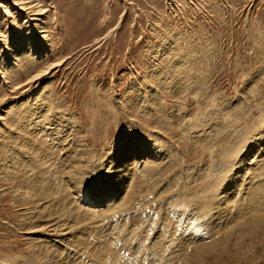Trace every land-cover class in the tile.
<instances>
[{
    "label": "rangeland",
    "instance_id": "obj_1",
    "mask_svg": "<svg viewBox=\"0 0 264 264\" xmlns=\"http://www.w3.org/2000/svg\"><path fill=\"white\" fill-rule=\"evenodd\" d=\"M18 2L23 1L0 0V145L8 139L20 143L14 136L21 126L13 121L32 108L47 110V117L58 109L72 116L71 132L94 145L103 172L114 156L112 145H157L165 152L163 173L152 178L138 169L143 177L135 191L126 192L125 211L141 212L144 226L138 228L143 230L129 234L134 213L125 215L130 218L116 241L151 242L165 222L177 228L184 243L176 264H186V259H192L189 264H264V169L254 170L264 161V0H35L38 10ZM13 51L19 54L17 62ZM179 60L197 75L195 91L177 94L160 84L166 75L168 81L179 78L170 66ZM177 107L182 113L178 122L171 116ZM208 121L212 136L195 138ZM4 150L0 156H6ZM241 161L248 168L243 179L262 177L260 201L247 204L250 185L242 184L247 191L233 198V206L245 197L243 211L234 208L236 214H222V222L213 217L208 230L199 224L191 230L190 201L215 213L220 193ZM1 174L0 264H14L34 253L42 233L25 226V206ZM96 179L106 182L100 175ZM178 213L185 221H174ZM115 216L114 221L119 219ZM32 261L42 264L35 256Z\"/></svg>",
    "mask_w": 264,
    "mask_h": 264
},
{
    "label": "bare ground",
    "instance_id": "obj_2",
    "mask_svg": "<svg viewBox=\"0 0 264 264\" xmlns=\"http://www.w3.org/2000/svg\"><path fill=\"white\" fill-rule=\"evenodd\" d=\"M22 1L23 2H18L19 4L22 3L20 4L22 7L30 5L29 8H31L32 10H38L36 5L34 4L35 0ZM32 4L34 7L32 6ZM11 55L14 59L13 62H17L18 60L16 59V57H18L17 55H19L18 52L15 53V51H13ZM13 62H11V64ZM184 65L186 64L181 60L176 62L171 61L170 66L173 67L174 72H176L175 74H177L178 72L179 78L168 81L169 79L168 77H166L167 75L164 76V79H161L162 82L160 83L161 85H164L163 88H170L171 91L177 94L183 93L184 91H187L189 93L191 92L190 90L195 91V85L198 82V79H196L197 75H192V72L190 74V71L187 67L186 69H184ZM170 66L167 65V67ZM3 72L4 71L0 69V73L2 74ZM192 79L194 80L192 81ZM41 108L43 109L44 107L41 106ZM50 108L52 107L50 106ZM32 109L33 112H29L30 114L27 113L28 110L25 112H20L19 115L17 114L20 119H18L17 117V119L13 121V123L19 122L17 125L20 124L21 126L19 132H17L14 136L17 140H19L20 143L16 141L15 143L11 144L9 142L11 140L8 139L3 140L4 142L1 143L2 145H0V148L2 149L0 151H3V149H5L4 153L6 152V156H3V154L2 156H0V171L3 174V177L1 178H4L6 182L11 184V188H14L13 190L16 193L18 201L21 205L25 206L24 211H26V220L23 218L25 226H27L28 229L39 228V230H35L34 232L40 231V233H42V235L40 236V238H42L41 242L39 245H35V251H33L34 253L27 255L28 257L25 256L23 260L16 259L14 264H34L32 261V257L34 256L36 259L39 258L42 264H176L178 262V257L179 259L183 257L182 254V257L180 256L179 252L183 250L182 246L184 243L182 241V237L180 238V235L176 232L177 228L173 227L174 230L172 231L173 228L171 227L172 224L170 222V224L165 222L162 223L163 225L161 224V229H158L160 230V236H156L157 239L153 238L151 239V242H147V240H145L146 238L144 237L142 242L145 240L147 243L151 244L150 246L144 244L146 243L145 241L143 245L139 242L134 244L136 239L133 242L128 240V238L116 241V239H120L117 238V236H119L117 235V231L119 232L120 229L125 227L123 225L125 224L124 221L130 218L129 216L125 215L134 213L132 219H130L132 220L130 222V228L132 227L134 230L130 228L127 229V232H129V234L134 232L136 228H141L142 226H144V214L142 215L143 217H140L139 214L141 212L138 214L133 211H129L128 213L127 211H125L126 209L128 210L126 203L127 201H129V198L127 197L128 194H126V192L131 191L132 193V191L135 189L134 186L138 182H140V178L143 177L137 175L138 169L144 170V175L150 174L152 178L155 174L163 173L162 165H164V163H162L163 160L161 159L165 158V152L161 151L162 148L160 150H156L157 145L155 146L153 144V147H147V145H141L136 141L127 142L125 143V145L114 144L110 149L111 152L114 153V156L109 161L110 166L108 167V169L103 172L100 171V164L96 163L97 159L95 158L96 151L94 149V145H92L93 147H91V144L89 143H87L86 145L84 139H79L77 134L71 132V130H74L75 127L72 121V116L70 117L69 115V117H67L65 114H62L64 112H58V109V111L56 110L57 113L54 112V114H51L52 116H48V118L46 116V109V113L45 111L43 112V110L39 111L40 108ZM52 110L53 109H51V111ZM236 112L237 111H235V114ZM181 115L182 113L179 112L178 107L173 111V114H171L176 122L179 121ZM30 116L32 117V119H30ZM211 122L212 121H208L204 124H201L203 125L202 128H200L201 130H199L198 132H196V130V133H194V137H201L202 135L205 136V134H208L210 136L207 129L211 126ZM21 130L25 133H29L32 138L30 136L24 138V133ZM78 142H81L80 144L83 145L78 144ZM262 142L263 143L261 145L264 144V141ZM130 143L135 144L136 147L130 146ZM37 144H44L45 148L41 149V147ZM84 147H86L85 151ZM209 152L211 153V151ZM54 156H56V158ZM208 159L209 158L207 157L206 160ZM259 164L260 165L254 167L256 173H262V170L264 169V161ZM157 166L162 167L160 169H156ZM232 167L234 168L235 166L232 165ZM247 169V167L243 166V161L239 162L237 168H235V171L233 172V175L230 176V181H228L229 185L227 184L226 188H223L224 190L222 191V193H220L221 191L219 190V193L222 194V196L220 195L221 198L219 197L221 199V202H218L217 205L215 204L217 206L216 209H218L216 212L214 210L215 213H212L211 209L209 210L210 206L204 210L203 207L205 206H203V204H196L194 201L195 199L193 198L191 193H184L185 195L192 197L193 199L190 202L194 203V205L192 204V207L190 209L191 217L187 219V221H189L188 225H190L189 227L191 228V230L194 231L195 228H197L196 225L198 224L200 226L206 225L205 228L206 230H208L209 223L211 222L213 217L217 219L216 216H218V220H220L224 218V216L222 215L224 213H227L229 215V213L234 212L235 215L237 210L243 211L245 206H247L245 205V202H242L246 200L244 199L245 197L243 199L241 198V202H239L238 205L236 204V206H233V198H235L238 194L243 197L242 191L247 189V184L250 185L247 192V194H249V196L247 195V204H256L258 202V198L260 196V185L258 184L260 183L262 177L257 178L256 176H252L250 177V180L248 179L249 181H247V179H243V177L245 178L246 174H248ZM203 170L204 168L202 167L199 168L197 172L201 173ZM107 172H110L113 175L107 176V174L105 176V173ZM96 175H100L101 179L106 180V182L100 183L98 179H96ZM240 175V178L242 180H239L240 178H238ZM262 180L264 181V179ZM242 184H246L245 188ZM130 188L134 189L131 190ZM233 188L234 190L238 189V192H234ZM121 202L124 203L122 204ZM120 206H123L124 211H122L123 209L119 210ZM234 208L240 209H237L235 211ZM209 211L211 212V214H209ZM121 212L123 213L121 214ZM115 215L119 216V219H115L114 221L113 218H117ZM231 217L232 216H230V218ZM168 218L169 217H167V220ZM174 219V221H176V219L180 222H182L183 220L185 221V219H183L182 215L179 213L175 214ZM199 220L200 222L198 223L193 222ZM220 222L222 221L220 220ZM251 222L252 221H250V223ZM141 230H143V228ZM122 233H124V231ZM194 235H191V237ZM148 241H150V239H148ZM228 241L229 240H226L225 244H228ZM220 242L218 243L220 244ZM216 243L217 242H215V244ZM215 244H213V248L215 247ZM210 247L207 248L210 249ZM148 251L149 253H147ZM191 262H193L192 259H186V264H189Z\"/></svg>",
    "mask_w": 264,
    "mask_h": 264
}]
</instances>
